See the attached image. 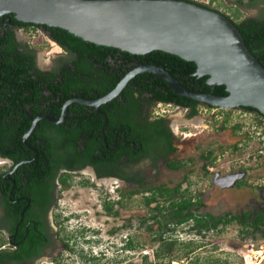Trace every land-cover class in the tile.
I'll use <instances>...</instances> for the list:
<instances>
[{"label": "rangeland", "instance_id": "rangeland-1", "mask_svg": "<svg viewBox=\"0 0 264 264\" xmlns=\"http://www.w3.org/2000/svg\"><path fill=\"white\" fill-rule=\"evenodd\" d=\"M192 1L215 9L233 21L264 13V0H256L250 6L238 5L235 0ZM16 32L25 44L35 49L40 59L46 60L60 50L39 27L30 26ZM151 111V116L163 118L170 124L177 116L183 117L188 112L187 108L163 103L154 104ZM243 111L247 112L238 107L222 109L198 103L196 112L188 115L186 122L178 124V130L172 135L174 149L167 159L181 162L179 168L169 169L162 160H158L155 167L149 162H140L133 170L141 179V185L136 181L131 185L123 184L115 178L108 183L99 182L86 167L68 174L53 209L59 234L69 236L76 254L89 250L92 254H100V257L96 255L98 260L90 264H167L165 258L153 257L158 244L153 237L159 233L163 237L191 239L195 243L189 254H184L183 248H175L178 259L169 264H264V235L261 234L264 227L250 231L233 220L200 234L189 230L187 223L169 225L172 230L164 227L157 230L160 215L151 210L155 203L149 206L143 203V196L149 194L146 189L178 185L183 196L198 200L192 205L196 213L237 214L264 206V186L256 188L253 184L264 176V155L255 159L246 157L255 151L256 142L250 147L245 143L241 130L243 117L240 116ZM237 143L242 145L238 147ZM209 151L210 157L207 156ZM2 162L0 160V170L8 164ZM233 169L245 170L239 187L229 189L211 183L216 170L222 173ZM174 195L178 196V192ZM107 200L114 201L113 214L107 213L101 205ZM157 202L166 201L157 198ZM244 228L247 233L242 231ZM45 261L43 264H51Z\"/></svg>", "mask_w": 264, "mask_h": 264}, {"label": "trees", "instance_id": "trees-1", "mask_svg": "<svg viewBox=\"0 0 264 264\" xmlns=\"http://www.w3.org/2000/svg\"><path fill=\"white\" fill-rule=\"evenodd\" d=\"M191 1L192 0H187ZM256 0H235L238 5L250 6ZM201 4V3H199ZM206 6L204 4H201ZM227 16V15H225ZM228 17V16H227ZM229 18V17H228ZM230 19V18H229ZM243 38V42L247 49L253 54L257 61L264 67V13L257 17H245L238 21L230 19ZM39 27L48 31V36L62 45L71 56H77L81 59H88L90 65L99 63L97 70L100 73V84L79 83L74 75L80 71L88 73V69H80L76 67L74 71L69 67L64 68L66 82H55L52 86H46L52 93L60 91V102L71 96L70 91H78L83 89L86 93L88 89L96 90L97 96L104 95L112 89L119 79L134 65L152 63L162 67L171 76H173L186 89L195 92H208L210 86L207 84V75H196L195 64L193 61L185 60L179 56L162 50H151L143 54H131L118 48L110 46H102L94 44L69 33L68 31L47 25L23 22L14 18L11 13H5L0 16V76L11 81V86L19 88V94L22 103L26 101L24 91L30 90L34 93V97L38 98L39 85L31 83L29 67L23 66V54L16 48L15 42L12 40L11 27ZM35 73H41L35 69ZM34 90V91H33ZM215 95H226L223 84H214L211 90ZM144 94L149 95V99L143 97ZM83 96V95H82ZM86 96V95H85ZM121 97L122 100H118ZM123 101V103H121ZM147 101L162 103H173L188 108V115L191 116L196 112V105L200 102L189 97L179 96L173 93L167 84L157 75L151 72H140L130 78L122 90L112 99L101 104V108L105 110L108 107L106 121L103 117L92 111L89 115L88 111L81 104L73 102L68 107V115L64 122L53 124L45 120H38L32 130L26 137V141L33 145L39 152L38 161H31L20 164L19 168L25 166L37 167L41 165L43 160L50 159L53 149H58L61 153L59 162L50 166L53 170L59 165L66 168L74 169L89 164L93 167L97 176L118 175L124 179L130 178L119 168L120 157L127 155L125 161H137L142 156L144 147L145 134L133 133V126H129L126 122L127 118L123 116L121 111L118 115H114L113 106L118 108L135 109V105L142 104ZM204 104V103H203ZM128 105V106H127ZM208 107H213L204 104ZM239 108L255 111L259 115L264 116L255 108L250 106H239ZM39 110H8L0 108V156L11 159L14 163L28 157L32 154L31 150L22 141V136L30 127L32 118ZM58 109L51 111V114L57 115ZM162 119H159L150 125L154 126L153 132H160L164 137L166 149H171L170 133L165 129H161ZM54 136L52 141L47 139L36 143L34 137L38 136ZM36 163V164H35ZM178 164L174 161L167 163L168 167L174 168ZM68 175V174H66ZM66 175L61 181L66 182ZM136 173L132 179L141 185V179L137 178ZM84 183H86L84 181ZM149 194L143 196V203L147 206L155 203L151 210L156 211L160 215L157 220L158 228L172 230L169 225L177 226L187 223L188 229L196 234L215 229L217 225H225L233 220L238 222L242 227H248L250 231H255L260 227H264V206L253 211H244L237 214L225 212L221 215H213L211 213H196L192 209V205L198 203L190 197L183 196V192L179 191V186L165 187L158 185L148 188ZM178 192V196L174 194ZM157 198H162L165 203H158ZM114 201L107 200L102 202L103 209L110 214ZM120 203V200H115ZM169 227V228H168ZM247 233V228L242 229ZM264 235V230L261 231ZM157 241V246L153 251V257L156 259L165 258L169 264L177 258L174 250L177 247L183 248L184 254H189L194 250V242L189 239L186 241L178 240L176 237L162 236V233L153 237ZM129 244V243H128ZM129 245H126V247ZM196 246V245H195ZM129 247H133L130 245ZM4 256H11L4 253ZM145 258V256H143ZM146 264V263H143Z\"/></svg>", "mask_w": 264, "mask_h": 264}, {"label": "water", "instance_id": "water-1", "mask_svg": "<svg viewBox=\"0 0 264 264\" xmlns=\"http://www.w3.org/2000/svg\"><path fill=\"white\" fill-rule=\"evenodd\" d=\"M5 13L131 54L151 50L175 54L193 61L195 74H206L210 86L208 92L191 91L156 64H136L104 95L66 100L57 119L48 115L33 118L22 136L27 146L25 138L39 118L61 121L70 101L93 106L104 103L140 72L157 75L179 96L222 109L250 106L264 115V67L247 49L233 22L215 9L187 0H0V16ZM214 84H223L227 94H212Z\"/></svg>", "mask_w": 264, "mask_h": 264}, {"label": "flooded vegetation", "instance_id": "flooded-vegetation-1", "mask_svg": "<svg viewBox=\"0 0 264 264\" xmlns=\"http://www.w3.org/2000/svg\"><path fill=\"white\" fill-rule=\"evenodd\" d=\"M10 29L12 30V40L15 42L17 50L23 54V66L26 68L29 67L28 72L30 74L31 83L39 85L40 89L38 98H35L33 96L34 93L30 92V90L24 91L26 94L25 99L26 101L28 100V102L22 103L21 95L18 93L20 91L19 88L15 89V87L11 86V81L0 76L1 109L15 110L18 108L20 110L29 111L36 109L39 110V112L36 113L33 118L38 115H48L57 119L61 115L62 107L66 100L73 97L84 99H95L100 97L96 95V90L92 88L88 89L86 93L83 89H79L77 92L71 90V96L64 98L60 102V91L54 94L46 86H52L58 81H60V83L66 82L68 78L65 72H63L64 68L69 67L70 70L74 71L77 66L82 70H89L88 73L80 71L79 74L74 75L77 82L100 84L101 77L97 70L98 66H100L99 63H92V65H90L88 59H81L75 55L71 56L62 45L48 36V31L41 28L40 29L45 35L59 46L60 50L46 60L40 59L35 49L25 44L23 38L20 37V33L16 32L17 29L23 28L11 27ZM73 62H75L76 67ZM35 69L39 70L41 73H35ZM143 97L149 99L148 94H144ZM118 100H122V98L119 97ZM73 102L76 101H70L66 104L65 116L57 123L66 120L68 107ZM76 103L81 104L83 108L88 111L89 115L94 111L96 114L102 116L103 122L106 121L107 111H110L108 107H111V105H109L103 110L101 104L105 102L97 106L86 105L79 102ZM121 103H123V101ZM156 103L162 102L156 101L148 103L145 101L142 104L135 105V109H123L118 108L117 105L113 106V116L118 115L121 111V113H123L122 115L127 118L126 122H129V126L134 127L132 129L133 133L138 132L145 134L144 147L140 159L137 161H125L124 158L127 157V155H122V157H120L121 162L119 163V168L121 172L130 177L129 179H124L118 175L97 176L93 167L89 164L74 169L59 165L52 170L50 166L55 165L61 158V153L58 149H53L50 159L43 160L40 166H25L18 169L20 164L35 160L38 161L40 155L36 148L27 141L26 143L35 150H32L26 145L29 150H31L32 154L22 160L28 161L19 163L15 166V164L22 160L14 163L11 159L0 156V160L2 158L4 162H8V164L0 170V264H43L46 262L45 260H49L51 264H76L75 262H77V259L79 260V262H77L78 264H90L98 260L96 256L98 254H92L91 250L76 254L74 250H72V240L69 236L66 235L62 237L59 234L58 227H56V220L54 219L53 209L59 189L65 184L61 181V178L66 174L79 171L86 167L88 168L87 170L91 171V175L94 179L111 180V178H115L119 179L123 184L131 185L134 182L132 176L134 173H137L134 172L133 167L140 162H149V164L155 167L157 161L162 160L164 165L169 169L179 168L181 162L167 159L168 154L174 149L171 142L172 135H175L173 127L175 119L170 124L163 118L151 116V108ZM163 104L175 105L173 103ZM176 106L183 107L181 105ZM54 109H58L59 112L57 115L51 114V111ZM187 118L188 112L187 115L185 114L181 117L183 122H186ZM159 119L163 120L160 128L170 133L168 138L170 139L172 150L166 149L164 137L160 132H153L155 127L150 125ZM38 120H45L57 124L43 118H39ZM178 127L177 125L176 131ZM47 139L52 141L55 137L52 135L34 137L36 143H40V141ZM211 154V151H209L207 156L210 157ZM221 155H223V153H221ZM170 161H174L178 165L174 168L168 167L167 163ZM244 176L245 170L243 169L227 170L222 173L216 170L212 174L211 183L216 186H224L233 189L241 185ZM253 184L256 188H263V186H259L255 182ZM174 187H176V185ZM89 242L93 243L91 240H89ZM4 253H9L11 256H4ZM98 256L100 257V254Z\"/></svg>", "mask_w": 264, "mask_h": 264}, {"label": "built area", "instance_id": "built-area-1", "mask_svg": "<svg viewBox=\"0 0 264 264\" xmlns=\"http://www.w3.org/2000/svg\"><path fill=\"white\" fill-rule=\"evenodd\" d=\"M246 111L247 112L243 111L242 114H240V116L243 117V125L241 126L243 137L246 140L245 143L248 144V147H250V144L252 142H256L255 151L252 153H248L246 157H252L253 159H255V157L257 156L260 157L261 155H264V116L259 115L255 111ZM241 145L242 143H237L238 147ZM252 154L253 156H250ZM257 181L258 182H255L256 184H258L259 186H264V176L258 178Z\"/></svg>", "mask_w": 264, "mask_h": 264}, {"label": "bare ground", "instance_id": "bare-ground-1", "mask_svg": "<svg viewBox=\"0 0 264 264\" xmlns=\"http://www.w3.org/2000/svg\"><path fill=\"white\" fill-rule=\"evenodd\" d=\"M181 117L182 116H177V118L174 120V123H173V127H174V130H176V128H177V125L178 124H180V123H182L183 122V120L181 119ZM195 122V121H194ZM196 123V122H195ZM197 124V123H196ZM3 161V160H2ZM87 172V171H86ZM88 172H90L91 173V171L90 170H88ZM110 179H98V181L100 182V181H103V182H105V183H108V181H109Z\"/></svg>", "mask_w": 264, "mask_h": 264}]
</instances>
